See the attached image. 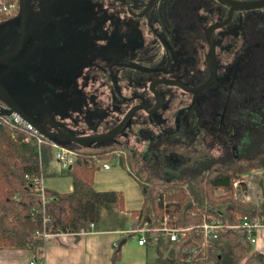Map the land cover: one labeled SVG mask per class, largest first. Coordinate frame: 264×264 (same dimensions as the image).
I'll return each mask as SVG.
<instances>
[{"label":"trees","instance_id":"trees-1","mask_svg":"<svg viewBox=\"0 0 264 264\" xmlns=\"http://www.w3.org/2000/svg\"><path fill=\"white\" fill-rule=\"evenodd\" d=\"M13 1L0 0V7ZM214 2L225 13L228 5ZM173 8L179 9L183 33L194 30L188 26L194 21L210 23L205 0H182ZM8 17L0 11V23ZM204 29L197 27L202 39ZM212 39L220 53L216 64L222 79L213 92L210 88L193 101V94L166 87L178 95H190L191 101L175 99L179 107L172 113L173 128L165 129L166 134L163 124L160 127L153 119L128 128L134 140L144 143L142 155L129 147L131 153L125 159L115 147H102L114 139L96 146L58 140L76 151L71 167L63 172L72 188L67 192L46 188L44 205L25 175L47 176L54 161L48 142L40 146L34 139L25 142L18 128L1 124L0 249L40 252L44 239L35 235L36 230L76 233L145 225L147 264H264V251L253 248L244 230L223 226L214 237L205 238L201 227L209 215L223 224L235 223L239 217L264 218V195L257 202L246 201L233 187L253 170L259 171L253 177L255 183L264 179V7L234 12L231 22L214 31ZM193 79L198 85L206 75ZM168 103L165 99L170 109L172 98ZM257 118L260 121L255 123ZM95 158L115 159L127 169L142 194L139 208L126 210L121 191L94 189L99 168ZM163 227L178 228V239L170 241ZM133 236L127 232L118 240L111 264ZM186 250H193L188 262L181 260Z\"/></svg>","mask_w":264,"mask_h":264},{"label":"flooded vegetation","instance_id":"flooded-vegetation-1","mask_svg":"<svg viewBox=\"0 0 264 264\" xmlns=\"http://www.w3.org/2000/svg\"><path fill=\"white\" fill-rule=\"evenodd\" d=\"M181 1L154 0L146 8L148 0H25L24 40L8 62L16 66L15 74L0 64V83L47 132L60 129L77 136L102 134L132 106L154 104L152 80L172 78L195 87L208 79L204 31V64L188 73L186 83L177 76L181 51L168 36L183 33L179 9L173 8ZM213 3L205 0L208 11ZM14 16L18 19L0 29V58L12 55L18 47L19 5ZM203 23L194 21L188 26L197 31ZM219 55L216 50L215 61ZM216 70L217 80L209 88L212 92L222 80L219 64ZM199 74L206 79L197 85L193 78ZM155 87L164 97L162 107L153 115L136 111L116 137L129 134L134 122H167L162 114L166 87L176 86L159 83ZM207 90L191 93L193 101ZM162 131L168 132L163 127Z\"/></svg>","mask_w":264,"mask_h":264},{"label":"crops","instance_id":"crops-1","mask_svg":"<svg viewBox=\"0 0 264 264\" xmlns=\"http://www.w3.org/2000/svg\"><path fill=\"white\" fill-rule=\"evenodd\" d=\"M48 173L47 177L65 175L57 162L52 164ZM93 186L95 190L121 191L126 210L137 209L142 204L137 182L117 160L107 169L98 168ZM123 235L122 230L98 231L93 228L76 233H52L44 239L43 248L37 253L29 249H0V264H30L31 261L34 264H111L114 247ZM253 248L264 251V228L258 230ZM147 255V246L138 245L137 237L133 236L121 246L120 257L115 264H147Z\"/></svg>","mask_w":264,"mask_h":264},{"label":"water","instance_id":"water-1","mask_svg":"<svg viewBox=\"0 0 264 264\" xmlns=\"http://www.w3.org/2000/svg\"><path fill=\"white\" fill-rule=\"evenodd\" d=\"M225 2L228 5V9L226 11V15L223 19L220 21L214 22L209 24L204 29V37L208 46V55L206 57V65L209 71L208 79L201 85L190 87L185 85L179 80H175L172 78H160V79H154L151 81V87L150 91L155 96V102L151 107H147L143 104H137L132 106L130 109L126 111L122 119L113 127L108 129L106 132L102 134H90L85 136H77L73 135L71 133L65 132L60 129H56L55 132H47L45 131L40 122L35 121L26 111H24L21 106L17 103V101L10 95V93L7 91V89L0 83V100L5 104L6 109L2 110V113L9 114L11 111H14L21 115L27 122L33 124L38 131L45 136L46 138L50 140H62L65 142H71L80 146H89L93 143H102L105 141H109L122 133L126 127L128 126V122L130 120V117L138 110H144L146 113L153 115L155 112H157L163 104L164 97L163 95L157 91L156 85L159 83L165 84L167 86H176L177 88L183 90L187 93H198L202 92L204 90H207L210 88V86L217 80V70H216V47L215 43L212 41V34L214 31L226 26L229 24L232 20L234 12L238 11H249V10H255V9H261L264 7V0H221ZM24 2L25 0H19V8H20V35L18 40V47L16 50H14V53L9 56H5L3 58H0V64L7 65L8 70L7 72H10L12 74H15V65L10 66L8 65L9 60L12 58V56L15 54V52L18 50V48L22 45L24 40V25H25V19L26 14L24 11ZM154 0H148L146 8H150L153 4ZM42 55V54H41ZM46 56L43 54L42 57ZM42 63V61H40ZM39 65V63L37 64ZM12 69V70H11ZM34 71V69H31ZM6 72V73H7ZM35 73V71H34Z\"/></svg>","mask_w":264,"mask_h":264},{"label":"rangeland","instance_id":"rangeland-1","mask_svg":"<svg viewBox=\"0 0 264 264\" xmlns=\"http://www.w3.org/2000/svg\"><path fill=\"white\" fill-rule=\"evenodd\" d=\"M223 10L224 8L220 7V5H218L217 3L214 2L213 5L211 4V6H209V11H208V16H207L208 20L210 21L209 24L217 21L218 19L223 18L225 16V13ZM16 19H18V17L15 18L14 14H12L11 16H9L7 19H5L4 21L0 23V29L9 23H13ZM207 26L205 23H203L201 27L206 28ZM171 37L168 36V41L170 40L172 44L173 42H175L176 43L174 44L175 48L181 51L180 56H179L180 60L177 64V73H178L177 76L180 78V80L186 83L188 82L187 78L190 76L188 75V73H190V71H192L194 68L195 69L200 68L201 65L204 64V61H205L204 57H205V53L207 52V46L204 42V39H202L197 34L196 30L195 31L190 30L187 33H181L178 36H171ZM152 56L154 55L152 54ZM212 89L214 90V87ZM166 91H167L166 92L167 93L166 94L167 103L172 98L173 104L170 105V109H168V106L166 105L164 106L166 110L164 111V108L162 109L163 117L167 119V122L163 123L164 124L163 128L171 129L173 128L172 113L175 109L179 107L177 103L175 102V99H178V98L185 99L184 102H186V104H189L191 101V96L190 95H186V96L178 95L176 94L175 90H168L167 88H166ZM258 119L259 118L255 119V123H258L260 121ZM133 126L136 128L135 122ZM156 135L157 134H155V136ZM158 138L162 140L163 137L158 136ZM102 147H105V148L115 147L116 148L115 150L117 151V153H123L122 155L126 159L127 156H130V153H131L129 152L130 148H132L136 152V154L142 155L143 150H144L143 149L144 143H142L141 141L134 140L132 134L126 133L125 135L114 138L113 142L110 145H105ZM122 147H125V149H123ZM126 161L128 162V160ZM102 162L111 164L115 162V159H104L102 160ZM132 170L133 172H135L136 167H132ZM257 173H259V171L253 170L251 171V173L246 175L242 182V184H244L243 185L244 189L239 188L240 190L239 194L241 198L246 201L257 202L264 195V183H263V189H262L261 181L259 182V184L253 181L254 179L253 177ZM44 185L46 187H49V189L53 188L52 190L56 189V190L64 192V191H67L68 188L71 186V179L69 176H66V175H61V176L52 175L51 177L46 176V178L44 179Z\"/></svg>","mask_w":264,"mask_h":264},{"label":"built area","instance_id":"built-area-1","mask_svg":"<svg viewBox=\"0 0 264 264\" xmlns=\"http://www.w3.org/2000/svg\"><path fill=\"white\" fill-rule=\"evenodd\" d=\"M19 5V0H15L13 2L9 3H2L0 7V11L4 12L5 14L11 16L14 14V12L17 10ZM6 109L5 104L0 100V125L1 124H7L11 127H16L18 130H20L23 133V141L29 142L30 140L34 139L38 146L44 141L48 142V145L51 150V154L53 156V163L57 162L59 165V169L61 172L67 171L76 156V151L70 147H67L57 140H50L43 136L38 129L31 123L27 122L21 115L18 113L11 111L9 114L2 113V110ZM95 162L107 169L110 167V163L102 162V160H99L95 158ZM49 174V173H48ZM27 179L31 181V184L35 186L34 191L36 193V196L40 199L41 204L44 205L47 201L46 197V186L44 185V179L46 176L43 174H40L39 176H31V175H25ZM243 179L236 180L233 183V187L236 189L243 188L242 184ZM263 183L264 179L261 180V185L263 189ZM43 221H46V218L43 219ZM226 227L228 229H242L244 230L247 239L254 245L257 240V232L259 229L264 228V218H254V219H247V218H238V221L231 224H223L220 220L216 219L215 217L209 215L203 219L202 222V231L205 238H208L210 235L214 237V233L217 229L221 227ZM92 227V224L90 225ZM146 226H142L138 229H125L122 230L124 234L127 232L134 233V236L137 237V243L138 245H146V233H147ZM162 231H165L169 235L170 241H174L178 239L179 235V229L178 228H167L163 227L161 229ZM49 234L44 230H36L35 235L38 237H41L45 239ZM193 250H186L183 252L181 256V260L188 262L190 261V253ZM30 264H34V261H31Z\"/></svg>","mask_w":264,"mask_h":264}]
</instances>
